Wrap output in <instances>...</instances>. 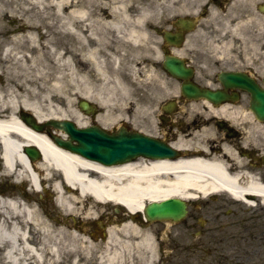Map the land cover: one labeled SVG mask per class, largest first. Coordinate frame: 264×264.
<instances>
[{
	"label": "flooded vegetation",
	"instance_id": "obj_1",
	"mask_svg": "<svg viewBox=\"0 0 264 264\" xmlns=\"http://www.w3.org/2000/svg\"><path fill=\"white\" fill-rule=\"evenodd\" d=\"M20 1L0 0V54L3 49L13 47L16 36L23 30L32 31L36 46L55 43L49 26L48 4L43 6L42 15L34 10L33 26H23L19 21L23 11L16 5ZM69 1L72 7H81L84 18L89 19L84 22L81 18L75 19L70 28L73 32L65 38V47L75 51L68 55L71 63L76 64L80 72L85 71L82 48L102 49L116 61L114 80L128 89L130 109L117 120L116 126L156 138L182 156L197 153L200 147L211 155L220 154L224 149L262 180L264 122L258 120L250 108L252 94L248 84L254 85L259 95L264 93V0H128L133 5L124 11L125 20L115 34L95 35L99 47L90 34L98 33L101 28L96 20L104 12L97 11L96 6L104 0ZM24 45L29 48L32 44ZM168 65L175 68L174 73L167 69ZM232 76L235 80H228ZM223 79L226 84L221 82ZM184 81L218 94V102L188 101L181 92ZM118 88L113 85L119 104ZM102 116L98 109L88 117L92 122H100ZM2 117L0 113V119ZM18 117L23 121L19 112ZM114 117L118 118L119 113H114ZM45 128L43 133L33 132L43 136L55 133ZM115 128L112 126L108 131L116 132ZM33 146H23L22 153L29 161L37 163L42 155L35 157L30 150ZM39 187L44 189L41 199H38L40 194L33 192L25 174L17 176L16 171L7 170L0 155V213L9 199H21L25 195L34 196L36 203H50L53 193L46 178L39 182ZM48 194L50 199L45 198ZM245 198L255 200L252 195ZM240 215L237 261L264 264V208H242ZM214 233L220 232L215 230ZM226 238L213 235L209 240ZM156 240L158 248L164 243L171 250L155 251L147 264H189L185 260L186 252L178 251L177 243L169 240L165 245L158 237ZM219 258L213 259V264H231L232 257Z\"/></svg>",
	"mask_w": 264,
	"mask_h": 264
},
{
	"label": "bare ground",
	"instance_id": "obj_2",
	"mask_svg": "<svg viewBox=\"0 0 264 264\" xmlns=\"http://www.w3.org/2000/svg\"><path fill=\"white\" fill-rule=\"evenodd\" d=\"M66 1L55 0L54 8L60 17V28L65 27L67 31H71L73 18L83 17L85 13L70 9L64 16L61 12ZM115 22L111 17L110 23ZM29 25L32 26V22ZM26 37L34 42L32 31ZM5 53L9 55L10 50ZM89 56L97 71L102 73L94 54ZM19 57L23 58L21 54ZM62 58L61 53L54 52L56 68L62 67ZM66 60L68 59L65 58ZM40 69V75H43V70ZM70 74L74 75L72 68ZM58 85L59 78H55L53 86L56 88ZM90 90L87 87L85 97H89ZM43 97L48 98L49 94L45 93ZM97 102L103 107L104 116L109 117L108 99L98 97ZM36 104L37 100L30 102L25 99L21 105L22 108L33 111L38 119L72 118L77 124L82 123L79 115L72 117L65 111L51 110L49 114H43ZM8 105L15 107L13 101H9ZM27 144H34L39 148L42 155L40 162L29 161L22 153L23 146ZM0 146L2 162L7 170L16 171L17 176L25 174L35 194L44 191L43 188L40 190L39 182L43 177L46 178L54 203L74 223L81 226H85L81 219L101 216L111 204L121 205L130 212H139L146 202L166 198L199 200L227 195L240 201L247 195H252L264 205V183L258 181L242 161L233 156H195L178 161L138 160L106 167L57 149L45 136L25 126L13 112L0 120ZM43 202L17 198L7 201L0 222V252L3 264H68L65 246L62 243L63 253L60 254L58 242L59 237L65 240L67 231L63 225L67 220L65 219L64 224L57 218L52 221ZM75 215L79 222H76ZM117 232L122 233L123 242L127 245L131 243L132 234L137 236L136 244L143 243L151 248L150 236L136 225L126 223L118 229L109 228L107 240L115 239ZM101 248L104 256L109 259L119 255L118 252L111 251L107 244Z\"/></svg>",
	"mask_w": 264,
	"mask_h": 264
},
{
	"label": "rangeland",
	"instance_id": "obj_3",
	"mask_svg": "<svg viewBox=\"0 0 264 264\" xmlns=\"http://www.w3.org/2000/svg\"><path fill=\"white\" fill-rule=\"evenodd\" d=\"M55 0H21L16 5L23 11L20 18L21 23H26L27 20L35 22L34 10H39L42 14V6L46 3L49 6L50 13V29L56 40L53 47L49 49H42L38 46L39 50L35 53L34 57H30L29 50L24 53L23 56L30 58L23 60L19 57L20 53L15 54V50H11L10 54L1 55L2 64H0V105H8V102H14L15 106H21L23 100L38 102V108L43 114H49L51 110L65 111L75 117L76 112V97L85 94L87 87H90L89 99L97 100L98 97L108 99V107L111 110L119 111L120 113L125 111V107L130 103L129 94L126 93V89L121 93V104L117 105L114 102L113 90L111 88L114 85V81L110 80L108 76L112 77L115 74L114 62L105 64L97 54L94 52L95 60L99 63L104 73H98L93 62L88 57L85 58L90 71L85 75L75 73L71 76L69 74V64L65 61L68 49L65 48L66 28H60L59 14L54 8ZM104 0L100 2L102 4V12H104L101 20L103 28V34L112 32L109 27L115 25L110 24L109 20L113 17L117 22L122 23L125 18H121V13L124 10H129L132 7L129 1L123 0ZM10 5V3H9ZM69 7L67 1L64 5V10L61 12L64 16L65 10ZM98 9L100 7L98 6ZM107 12V13H106ZM111 16V17H110ZM121 18V19H120ZM117 25V24H116ZM22 34V35H21ZM21 35L16 43H29L26 38L25 32L22 31ZM35 49H30L34 51ZM57 51L63 55L61 60L62 67L56 68L54 64V52ZM18 52V51H16ZM110 58V57H109ZM40 68H42L43 75H40ZM75 71V70H74ZM91 73V76L89 74ZM103 77V79H100ZM106 77V80H105ZM59 78L58 87H54V79ZM96 83V84H95ZM48 93L49 97L44 98V94ZM9 106V105H8ZM199 199V198H198ZM188 201V200H187ZM190 206L188 209L187 217L183 222L170 226V233L164 232V228L161 224H152L146 228V233L156 235H172L171 240H175L183 248H188L190 254L187 255L188 260H191L192 264H213V259L219 257L230 256L231 264L238 263V255L240 252V240L235 242V239L226 240L225 243L215 244L213 241H209L205 238H195L196 228L199 223L204 221L208 224L206 235L212 234L213 227L219 226L223 223L232 222V229L234 234L240 231V210L245 208L246 205L242 204L238 200H234L227 195H223L221 198H215L214 196L207 199H194L189 200ZM260 207H263L258 203ZM115 208H120L125 211L121 206L111 204L108 209L101 213V216H91L89 219H82L83 222H87L89 225L81 228L79 224H74L71 219H67L65 230V240L59 237L60 254H62V243L65 246L67 255V262H75L76 264H142L144 255L149 256L150 248H147L143 243L136 244L138 240L137 236L131 234V243L126 244L123 242L124 236L121 232H117V237L111 241L107 240V231L110 226L117 227L122 225V212L116 213ZM248 208V207H247ZM48 212L51 216H59L60 223L64 215L58 206L48 207ZM230 213H233L230 215ZM75 220H79L75 215ZM125 220H123L124 223ZM98 222H101L103 227ZM68 225V226H67ZM107 227V228H106ZM83 229L86 232L83 233ZM70 233V234H69ZM230 233H226L230 235ZM129 240V239H128ZM64 241V242H63ZM108 245L111 251H116L119 255L116 258L109 259L108 256H104L102 248L104 245ZM203 247H199V246ZM231 249V250H229ZM216 251V252H214ZM236 253V255H235ZM221 259V258H219ZM98 260L99 263H94ZM138 261V263H135ZM0 264H3L0 252Z\"/></svg>",
	"mask_w": 264,
	"mask_h": 264
},
{
	"label": "water",
	"instance_id": "obj_4",
	"mask_svg": "<svg viewBox=\"0 0 264 264\" xmlns=\"http://www.w3.org/2000/svg\"><path fill=\"white\" fill-rule=\"evenodd\" d=\"M183 93L188 98L203 97L213 101L215 95L207 90L198 89L186 84ZM252 108L258 118H264V96L254 98ZM81 109H86V104H79ZM59 129L70 134V140L56 139V143L73 153L85 158L96 160L105 165L122 163L130 158L145 156L150 158H164L171 152L152 139L135 133L120 132L119 136H112L103 131L79 130L69 121H52ZM71 141H76L73 145ZM144 217L148 221L172 219L179 220L186 213V205L179 199H166L160 202H150L144 207ZM132 219L135 217L132 216Z\"/></svg>",
	"mask_w": 264,
	"mask_h": 264
}]
</instances>
